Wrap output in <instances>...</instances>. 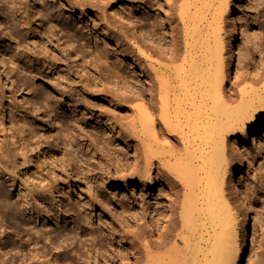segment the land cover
Instances as JSON below:
<instances>
[{"label": "rangeland", "instance_id": "374dc122", "mask_svg": "<svg viewBox=\"0 0 264 264\" xmlns=\"http://www.w3.org/2000/svg\"><path fill=\"white\" fill-rule=\"evenodd\" d=\"M49 1L58 8L65 7L61 13L53 11L51 17L61 18L55 22L61 28L63 26L61 31L57 29V35L72 29L63 40V58L78 89L87 84L94 89L93 92L97 91L94 97H88L95 104V115L81 109L75 111L69 99L57 97L50 84L42 86L47 71L39 73L41 82L32 79L29 63H22L19 71L14 69L12 73L15 75H11L10 67L5 65L3 68L2 59L9 58L3 56L5 49L19 55V58L27 56L30 63L37 61L30 60L28 48L26 51L24 47L16 50L14 40L23 43L25 37H32L36 30L41 32L42 29H35V26L30 30L31 35H27L22 26L17 27L18 32H13L11 23L0 26V94L7 100L3 115L7 121L14 117L13 123L16 124L13 132L8 125L0 132V144L4 146L1 147L0 157L3 151H14L12 156L24 154L26 159L25 162L19 157L13 160L11 155L0 159L11 171L7 177L0 174V250L6 245L9 264H30L36 253H45V258L53 262L59 251L62 256L57 264H70L79 256L80 264H87L84 261L88 264H113L114 260L131 254V248H135L137 257L140 255L143 258L139 250L142 237L134 239L132 236L135 226L148 223L153 227L155 222L162 225L163 215L159 214L157 204H164L165 210L171 190L166 191L162 184L152 190H144L146 182L141 173L142 155L140 150L136 152L134 143L147 137L146 129L137 101H128L126 96H136L143 90L146 92L157 70L159 55L170 49L171 40L161 27L164 35L158 30L155 36L152 35L154 25H163L161 21L165 13L162 11L165 7H161V0H152L153 6L145 0ZM69 3L81 4L86 9L85 16L79 17L74 11H69ZM22 7L25 12L26 7ZM125 16L133 17L139 25L148 23V35L128 27ZM232 16L236 21L237 36L234 48L227 55L231 61L227 75L232 85L241 87L244 78L255 76L256 70L264 64V0L236 1ZM47 21V25L54 23ZM222 34L230 47L233 36L229 29ZM77 50L79 53L74 55ZM83 55L87 59L81 66ZM99 55H105L107 62L98 59ZM32 64L38 71L37 62ZM63 70L65 66L61 65L59 72ZM17 73L19 80L24 78L23 81L19 82ZM123 78L129 80H124L129 85L132 84L131 91L118 90L116 82L123 81ZM65 90L68 96V88ZM9 105L14 107V116ZM47 108L52 113H48ZM20 109L24 113H20ZM19 119L25 120L27 125L20 123ZM106 123H113L117 131L132 139V143L116 140L107 130L109 127H101ZM31 128L39 132L35 139H32ZM61 129L74 139L72 147L58 146L53 142L57 134L63 137ZM16 131L20 132L19 135ZM256 133L251 132L248 138L239 141L233 153L238 165L234 177L236 189L239 193L244 190L256 211L247 217L240 210L236 226L238 244L242 249L240 264H264V143L259 138H252ZM49 154L55 159L49 158ZM15 160L18 161L17 168ZM125 177L127 181L122 179ZM41 186L55 188L53 192L43 194V201L38 202L39 209L44 207L42 209L50 213L46 221L33 213L38 208L32 195L26 198L31 212L26 209L23 198L26 191L39 190ZM227 191L230 193V189ZM37 231L45 238H38L35 235ZM55 244L59 245L56 251L52 249Z\"/></svg>", "mask_w": 264, "mask_h": 264}, {"label": "bare ground", "instance_id": "6f19581e", "mask_svg": "<svg viewBox=\"0 0 264 264\" xmlns=\"http://www.w3.org/2000/svg\"><path fill=\"white\" fill-rule=\"evenodd\" d=\"M145 1L149 6H153L152 0ZM236 1L242 0L160 1L161 7H165L161 8L165 13L163 20H160L163 25L153 24L152 35L155 36L154 33L160 31L161 27L165 36L171 40L170 49L167 53L159 55L157 70L150 79L146 92L143 90V93L140 91L136 96H126V100L137 101L139 114L146 129L147 137L134 143L136 152L140 150L142 155L141 173L146 182L144 190H152L162 184L166 191L171 190L170 199L165 210L164 204H157L159 214L163 215L162 225L155 222L152 227L146 223L141 225L143 229L139 228L141 226H135L132 236L134 239L142 237L139 250L145 258L139 257L140 255L137 257L135 248H131V254L118 261L114 260L113 264H240L242 249L238 244L236 231L240 210L247 217H251V213L255 214L256 211L251 198L244 190L239 193L236 189L234 177L238 172V165L233 159V153L238 142L244 137L248 138L251 132H257L252 136L254 140L259 138L261 143H264V64L261 63L255 76L247 75L244 78L246 83L243 80L244 85L241 83V87L238 84L232 85L228 80L227 68L231 61L227 55L231 53V48H234V38L237 36L236 21L232 16ZM22 5L26 7L25 12L21 10ZM68 8L69 11H74L76 16H85L86 9L79 3H69ZM64 9L65 7H56V4L49 0H0V26L11 23L13 32H18L17 27L22 26L27 35H31L35 26V29H42L41 32L36 30L32 37H25V45L22 41L14 40L16 50L24 47L23 50L26 51L28 48V57L30 60H37L33 62H37L38 71L33 62L30 63L29 59H26L27 56L19 58V55H13L6 49L2 53L9 58L2 59L3 68L5 65L10 67L12 75L14 69L19 71L22 68V63H29L33 74L30 75L34 81H41L39 73L47 71L42 86L50 84L57 97L69 99L75 111L81 109L95 115V104L89 101L88 97L95 95L97 91L93 92L94 89L87 84L78 89L71 78L72 72L67 68V61L63 58V40L72 29L64 30L65 33L60 34L61 36L57 35V29L61 31V26L55 22L61 18L51 17L53 11L61 13ZM47 20L54 23L47 25ZM124 20L128 27L137 28L141 33L148 35V23L145 26L139 25L129 16H125ZM226 29H229L233 36L230 47L223 39L222 32ZM74 53L76 55L79 51ZM80 59L82 66L87 58L83 55ZM98 59L103 60V63L108 60L105 55H99ZM61 65L65 66V70L59 72ZM54 67L58 71H55ZM20 73H23V70H20ZM18 77L15 79L19 80L20 76ZM123 81L116 82L118 90L131 91L132 84ZM66 88L70 92H67L68 96L65 95ZM5 99L0 94V132L5 125L13 132L16 130L14 117L7 121L3 115L6 111ZM9 110L13 116L16 114L13 105H9ZM20 113L24 111L20 109ZM48 113H52V110H48ZM20 123L27 125L25 120ZM101 127H109L107 130L116 140L132 143V139L117 131L113 123H106ZM31 129L32 139H35L39 132L35 128ZM17 133L19 135L20 132ZM61 133L63 137L57 134L53 142L58 146L63 144L72 147L75 141L70 137V133H65L64 129H61ZM1 147L4 146L0 144V150ZM13 152L3 151L0 159L12 156ZM24 156L16 154L12 157L13 160L22 158L25 162ZM49 158L55 159L50 154ZM2 161L0 174L7 177L11 171ZM13 162L17 168L18 161ZM122 179L128 180L126 177ZM54 189V186L48 189L41 186L39 190L26 191L23 194L26 209L32 211L26 199L32 195L38 208L33 213L46 221L50 213L45 210L44 214V207L41 210L38 206L44 199L42 195L53 192ZM227 189H230V193ZM35 235L45 238L39 231L35 232ZM52 249L58 250L59 245L55 244ZM6 256L5 245L0 250V264H9ZM61 256L62 252L59 251L57 258L52 262V259L45 258V253H36L30 264H57L60 263ZM80 260L79 256L72 259L70 264H80Z\"/></svg>", "mask_w": 264, "mask_h": 264}]
</instances>
